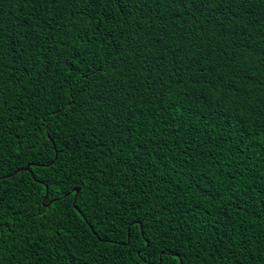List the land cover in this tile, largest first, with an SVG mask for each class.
<instances>
[{
  "label": "trees",
  "instance_id": "16d2710c",
  "mask_svg": "<svg viewBox=\"0 0 264 264\" xmlns=\"http://www.w3.org/2000/svg\"><path fill=\"white\" fill-rule=\"evenodd\" d=\"M0 222V264H264V0H0Z\"/></svg>",
  "mask_w": 264,
  "mask_h": 264
},
{
  "label": "snow or ice",
  "instance_id": "6c2138e0",
  "mask_svg": "<svg viewBox=\"0 0 264 264\" xmlns=\"http://www.w3.org/2000/svg\"><path fill=\"white\" fill-rule=\"evenodd\" d=\"M73 103H74V99L69 101V102H67V103H65L63 106L65 108H71ZM33 175H34V173H33ZM48 179L51 180V183H45L44 181L39 180V179L34 180V184H39L40 187H42L43 190L45 191L46 195L44 197H42V200L43 199H47L48 195L54 196V193L52 191V184L55 183V180H54V178H48ZM61 179L64 180L65 178L62 177ZM66 182L67 183H71L72 182V177L68 176L66 178ZM74 193H75L76 200H78L79 195H80L78 189H68L67 191L63 192L62 195L67 197V196H73ZM58 199H59V197H55L54 196V201L53 202H55ZM4 227H5V225L2 222H0V240H2V238H3V229H4ZM150 247H152L151 241L150 240H146L144 242V251H147L148 248H150ZM159 251H160V255L157 258L156 264H166L165 257L168 256V251L166 249H160ZM142 254L143 253H141V255ZM150 255H151V253H150ZM173 257H174L173 258V264H184L183 255H175V254H173Z\"/></svg>",
  "mask_w": 264,
  "mask_h": 264
},
{
  "label": "water",
  "instance_id": "95a60500",
  "mask_svg": "<svg viewBox=\"0 0 264 264\" xmlns=\"http://www.w3.org/2000/svg\"><path fill=\"white\" fill-rule=\"evenodd\" d=\"M25 169H28V167H26ZM20 170H22V169H20ZM20 170H18V171H20ZM78 191H79V189H78Z\"/></svg>",
  "mask_w": 264,
  "mask_h": 264
}]
</instances>
